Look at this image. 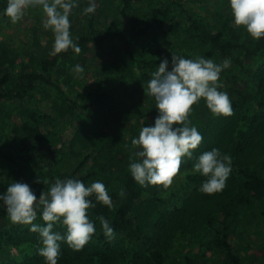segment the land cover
Listing matches in <instances>:
<instances>
[{
	"label": "trees",
	"instance_id": "trees-1",
	"mask_svg": "<svg viewBox=\"0 0 264 264\" xmlns=\"http://www.w3.org/2000/svg\"><path fill=\"white\" fill-rule=\"evenodd\" d=\"M120 1L124 27L108 30L99 26L100 0H95L94 14H84L89 0H75L78 7L70 15V22L72 15L80 16V27L74 31V40L82 49L79 54L71 48L55 56L49 53L37 68L17 72V59L10 47L7 43L0 45V128L17 147L16 151L8 150L4 145L8 138L0 137V194L10 184L23 182L39 198L46 185L36 181H44L47 174L54 181L79 179L90 186L99 180L105 185L112 206L98 202L95 194L87 198L96 205L88 210L96 231L78 251L60 242L57 264H194L189 256L183 261L172 257L179 236L189 242L197 238L202 249L222 253L221 264H247L241 254L243 231L264 222V37L256 40L244 26L235 25L232 11L202 17L185 0H152L149 10L140 14L136 6L144 0ZM200 2L209 4L208 0ZM1 3L7 6L8 0ZM103 47L109 50V56L92 59L89 66L81 65L83 73L73 71L71 63L84 61L92 49ZM173 53L186 59H211L216 64L227 59L229 65L217 83L224 81L228 87L226 93L233 108L231 116L214 115L203 123H193L189 114L202 141L191 150V159L181 158L180 171L213 148L231 156L232 170L224 189L213 194L200 191L206 177L189 176L201 185L182 207L169 210L167 200L161 197L163 185L140 186L128 167L132 153L138 150L132 147V139L138 138L142 127L154 126L159 115L154 98L147 95L151 107L133 123L112 126L110 118L117 101L135 90L134 74H139L147 87L151 73L163 59H168L171 71ZM131 61L135 64L133 71ZM66 73L74 83L80 82V76L84 78L82 84L94 83L83 104L63 90L61 79ZM61 120L76 123L68 144H60L56 137ZM121 189L123 197L119 195ZM7 214L0 201V241L8 234L15 247L26 242L41 245L40 238L34 237L39 234L9 232L8 223L1 222ZM100 216L114 229L113 239L105 236ZM53 231L64 234L66 228L54 226ZM205 232L211 233L210 237L205 238ZM119 235L125 236L129 247L118 244ZM10 264L46 261L40 255Z\"/></svg>",
	"mask_w": 264,
	"mask_h": 264
},
{
	"label": "clouds",
	"instance_id": "clouds-1",
	"mask_svg": "<svg viewBox=\"0 0 264 264\" xmlns=\"http://www.w3.org/2000/svg\"><path fill=\"white\" fill-rule=\"evenodd\" d=\"M30 7L42 9L46 17L44 27L54 34L50 55L55 56L70 48L76 54L81 53L82 49L71 38L69 31V17L78 7L75 0H8L4 15L16 23ZM230 7L235 25L244 26L256 40L264 37V0H230ZM95 9V0H89V6L83 11L84 14H94ZM228 65L227 59L222 64H216L211 59H186L173 53L171 71L168 70L169 61L165 58L157 70L151 73L147 88L143 87L144 94L154 98L159 115L155 118L154 126L142 127L138 138L132 139V147L138 150L132 153L128 166L140 186L163 185L167 189L180 171L181 158L191 159V150L200 145L202 135L192 125L189 114L193 111L192 106L201 98L215 116L233 114L228 94L219 91L223 85L217 83L220 73ZM73 71L83 73L84 69L76 65ZM231 164V156L222 154L218 148L202 153L193 165L195 172L207 178L200 191L205 194L222 191L231 173ZM41 182L45 185L49 183L47 179L36 181ZM93 194L98 202L112 206L113 201L101 181L86 186L79 179L60 178H56L47 190L41 192L39 198L28 184L14 182L5 193L0 194V201L12 222L30 225L31 232L39 233L42 246L38 253L45 258L46 264H57L61 254L60 242H66L78 251L95 233L88 210L96 205L87 199ZM119 195H125L123 189ZM41 209L46 226L33 223ZM98 219L105 236L113 239L115 231L109 221L103 216ZM56 222L66 226L64 234L53 231Z\"/></svg>",
	"mask_w": 264,
	"mask_h": 264
},
{
	"label": "rangeland",
	"instance_id": "rangeland-1",
	"mask_svg": "<svg viewBox=\"0 0 264 264\" xmlns=\"http://www.w3.org/2000/svg\"><path fill=\"white\" fill-rule=\"evenodd\" d=\"M200 1L201 0H185L186 4L197 8L196 13L202 17L206 15H213L216 11L226 10L229 13L232 11L230 7V0H208V5H206L205 2L201 3ZM151 2L152 0H144L143 3L138 4L136 6L137 12L143 14L148 11ZM5 8L6 5L1 3L0 45L2 43H7L10 47L17 59V72L23 69L31 71L32 69L37 68L39 61L48 57L54 43V34L50 29H45L44 20L46 17L41 8H28L23 18L16 23H13L10 18L4 15ZM120 9V0H100L98 5L99 26L108 30L123 28L124 20L121 17ZM79 18L80 16L77 14L72 15L71 18L69 31L70 36L73 39L75 38L74 31L80 27L81 19L79 20ZM107 56H109V50L107 48H94L90 52L87 59H84V61L75 60L70 64V66L82 65L83 67L86 64L89 66L92 59L101 60ZM257 65L258 64H256L255 67H257ZM124 66L125 64L122 65V68ZM129 66L133 71L135 64L131 61ZM68 68H66V70H69ZM68 72L70 73V71ZM68 74L66 73L67 76L65 75L61 79L63 90H65L69 96L76 98L80 104H83L86 102L87 92L92 89L94 83L88 81L87 83L82 84L84 79L82 76H80L81 78L79 83H74L70 81ZM134 79L136 85H134L135 90L131 92V96L117 101L116 112L110 118V125L112 126H125L128 123H133L142 111H146L149 107H151V101H149L147 95L144 94V88L147 87H145V85L141 82L140 75L134 74ZM130 84L133 86L131 81ZM222 85L223 87L218 90L221 92H227L228 87L225 85L224 81L222 82ZM68 86H70V88H68ZM55 97L56 95L53 94L52 99L55 100ZM192 107L193 111L190 113V117L193 120V123H203L214 117V114L210 115L208 112L203 98H201L197 104H194ZM75 126L76 123L74 120H61L57 122L56 137L58 138L60 144L69 143ZM0 137H2L3 140H7L8 138V142L4 144L6 145L5 148L16 151L17 147L13 138L9 135H7L6 138L4 129L1 128ZM10 147L15 148L11 149ZM193 165L186 170L179 171L173 178L171 186L162 192L161 197L167 200L169 210L182 207L185 200L191 195L193 190L201 185L200 182L189 178L191 175L200 174L194 171ZM43 179H47L49 181V183L45 186V191L52 183H54V180L51 179L48 174L43 176ZM0 182H2V179H0ZM41 213L42 209L37 212V219L34 220L33 223L46 226L47 222L43 221ZM8 219L9 215L7 214L1 222L5 224L8 223L7 229L9 232H13V230L18 231V233L23 231L31 232L30 225L14 223L11 219ZM55 226H63L66 228V226L59 222H56ZM243 232L244 236L242 243L244 250L241 251V254L245 257L246 263L261 264L264 257V222L261 224H254L252 228L250 227ZM210 235L211 233L209 232L204 233L205 238L210 237ZM30 236H34V234L31 233ZM38 236L34 237L40 238V236ZM9 237L10 236L7 234L5 239L0 241V264L21 263L30 261L36 256H40L38 249L42 245H31L26 242L22 243L19 247H15L14 240ZM116 241L118 244L125 246L126 248L130 246L129 241L123 235H119L116 238ZM95 244L98 243L96 242ZM186 256L192 257L194 259V264H221V261L224 258L222 253L210 252L202 249L198 244L197 238H194L192 242H189L185 238L179 236L173 246L172 257L183 261Z\"/></svg>",
	"mask_w": 264,
	"mask_h": 264
}]
</instances>
